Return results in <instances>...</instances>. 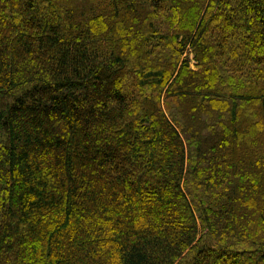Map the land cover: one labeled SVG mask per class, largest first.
<instances>
[{"label": "trees", "instance_id": "1", "mask_svg": "<svg viewBox=\"0 0 264 264\" xmlns=\"http://www.w3.org/2000/svg\"><path fill=\"white\" fill-rule=\"evenodd\" d=\"M0 264H264V0H0Z\"/></svg>", "mask_w": 264, "mask_h": 264}, {"label": "rangeland", "instance_id": "2", "mask_svg": "<svg viewBox=\"0 0 264 264\" xmlns=\"http://www.w3.org/2000/svg\"><path fill=\"white\" fill-rule=\"evenodd\" d=\"M190 66H191L192 68H196V60H195V58H194V54H191V55H190Z\"/></svg>", "mask_w": 264, "mask_h": 264}]
</instances>
